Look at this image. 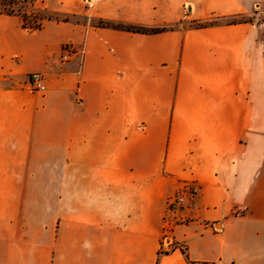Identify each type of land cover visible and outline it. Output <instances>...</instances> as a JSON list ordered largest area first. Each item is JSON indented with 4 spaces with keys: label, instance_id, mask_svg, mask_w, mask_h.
Returning <instances> with one entry per match:
<instances>
[{
    "label": "crops",
    "instance_id": "1",
    "mask_svg": "<svg viewBox=\"0 0 264 264\" xmlns=\"http://www.w3.org/2000/svg\"><path fill=\"white\" fill-rule=\"evenodd\" d=\"M92 1L87 16L166 29L0 13V264H264V18L227 20L264 0H194L191 19L219 20L176 29L180 0Z\"/></svg>",
    "mask_w": 264,
    "mask_h": 264
},
{
    "label": "rangeland",
    "instance_id": "2",
    "mask_svg": "<svg viewBox=\"0 0 264 264\" xmlns=\"http://www.w3.org/2000/svg\"><path fill=\"white\" fill-rule=\"evenodd\" d=\"M55 1V0H53ZM68 1L69 3V8H72V11H77L76 14H71V13H53L49 10H45V6L43 4V0H0V11H3L4 5H8V2L12 3V7L10 9L13 10V13L17 16H24L27 22L33 21V17L36 14L37 16H52L56 18L57 20H62L66 18V20L70 21H77V22H89L91 24H100L101 22L105 21L99 18H94L92 16H87L86 11L92 6L93 2L92 0H65ZM169 1V0H167ZM191 2H194V0H180V5H176L175 3H172L170 5V10L173 17V20L167 23V26L171 28H186V27H191V26H198L203 23H208V22H217L219 19L217 17L216 13L213 12H208L206 13L202 19L199 20H193L191 19ZM190 7V9H189ZM263 6L261 5V2H256L254 10L258 11L259 14L252 15V18H230L227 19L228 21L231 20H257L259 18H264V13L261 11L263 10ZM19 14V15H18ZM190 16V17H189ZM32 17V18H31ZM78 52V50H75ZM171 198V197H170ZM168 203V202H167ZM167 206V205H166ZM162 247H164L162 245ZM166 247V246H165Z\"/></svg>",
    "mask_w": 264,
    "mask_h": 264
},
{
    "label": "built area",
    "instance_id": "3",
    "mask_svg": "<svg viewBox=\"0 0 264 264\" xmlns=\"http://www.w3.org/2000/svg\"><path fill=\"white\" fill-rule=\"evenodd\" d=\"M76 49L72 45H65L62 48V52L60 55L61 61H65L69 59L71 55H75L77 52L75 51ZM25 86L30 90V91H44L45 89V84H44V79L41 73L39 72H33L30 73L27 76V79L25 81ZM196 193V188L188 183V184H183L182 187H180L176 193L169 198L167 201V206L165 209V215H164V231L162 235V242L161 244L168 247L170 246L169 242V230L171 228V225L173 223H176L177 221H182L184 218L180 215V212L183 209L189 208L194 195Z\"/></svg>",
    "mask_w": 264,
    "mask_h": 264
},
{
    "label": "trees",
    "instance_id": "4",
    "mask_svg": "<svg viewBox=\"0 0 264 264\" xmlns=\"http://www.w3.org/2000/svg\"><path fill=\"white\" fill-rule=\"evenodd\" d=\"M12 5H13L12 3L8 2V5H4V7L7 6V8H4L3 11H0V13L15 15L13 13V10L10 9L12 7ZM36 14L33 17V21H31L29 23L27 22V20L25 19L24 16H22V15L20 16L18 14L19 17L21 18L23 28H27L28 30L33 31V30L39 29L41 27V24H42V22L44 20H57L56 18H54V17H52L50 15L49 16H41V17H39ZM65 20H66V18L62 19V21H65ZM237 21L240 22L241 20H237ZM229 22H236V20L233 19V20H231ZM211 23H214V22L203 23V24H200L198 26L202 27V26H205V25L211 24ZM99 26L113 27V28H118V29L132 31V32H140V33H155V32H160V31L166 29V27H149V26H145V25L127 24V23H124V22H112V21H109V20H105V21L101 22L99 24Z\"/></svg>",
    "mask_w": 264,
    "mask_h": 264
}]
</instances>
